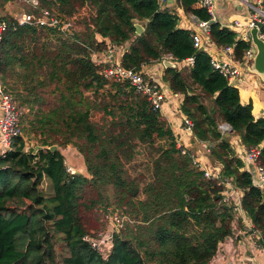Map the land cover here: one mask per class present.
<instances>
[{"label":"trees","instance_id":"trees-1","mask_svg":"<svg viewBox=\"0 0 264 264\" xmlns=\"http://www.w3.org/2000/svg\"><path fill=\"white\" fill-rule=\"evenodd\" d=\"M9 1L0 0L6 22L0 81L21 112V134L0 155V264H58L54 238L68 249L63 264H208L242 224L233 198L224 201V179L241 191L240 207L264 247V190L253 185L227 137L238 136L246 151L257 148L256 164L264 167V116L253 113L252 100L241 102L205 50L193 47L174 10L160 8L159 0H38L29 13L39 17L47 9L59 20L44 26L19 24L6 10ZM178 2L210 21L199 0ZM136 22L144 27L139 35ZM209 38L218 48L233 46L236 60L249 46L219 22L209 24ZM125 43V68L140 70L168 55L175 62L192 58V64L165 67L162 79L183 96L180 110L194 139L207 143L220 164L219 178L206 177L181 152L169 123L144 95L105 78V64L91 60L92 52ZM32 139L38 149L26 148ZM54 144L74 145L90 177L68 172L60 150L49 148ZM136 157L137 176L129 177L127 165ZM45 179L51 195L42 190ZM109 206L124 220L104 256L82 237L96 236L87 215L99 208L104 218Z\"/></svg>","mask_w":264,"mask_h":264},{"label":"built area","instance_id":"built-area-1","mask_svg":"<svg viewBox=\"0 0 264 264\" xmlns=\"http://www.w3.org/2000/svg\"><path fill=\"white\" fill-rule=\"evenodd\" d=\"M25 1L31 7H36L38 5V0ZM238 2L245 8L249 16L245 23H241L239 20H236L233 23L235 28L241 27L239 30H237V39L249 43V46L245 50L241 60H236L234 58L233 46L220 48L219 55L217 53L209 54L210 52L208 44L211 43L209 38V21L198 20L197 25L199 26L200 30L192 31L190 34L193 41V47L195 49L205 50L210 55V62L214 69H216L230 83L237 80L242 75V68H246L250 65L256 52V48L250 39V28L256 27L258 29L259 37L264 40V0H238ZM199 3L210 14V20L216 21L214 16L215 0H199ZM15 18L19 24L55 26L59 23V20L55 16L51 15L47 9L41 10V15L39 17H35L31 13L21 12L19 15L15 16ZM5 30L6 22L0 19V40ZM110 48L111 47H109L107 52L110 50ZM107 52H92L91 54V60L94 63L105 64L101 74L105 78H113L117 81L127 83L128 87H132L135 92L145 96L152 110L162 112L167 99L166 91L162 85L157 81L152 80V78H150L141 68L140 70H136L134 68H125L120 64V62L109 59L106 54ZM167 57L171 58L170 55ZM185 62L192 64V58L186 59ZM20 114L21 112L18 109L13 97L4 90V87L0 81V155L2 156L13 148L15 139L21 134ZM191 128V121L184 115L183 129L186 132H192ZM221 129L223 131H228L229 126L224 124L221 126ZM202 143H204L205 148L210 151L208 144L205 142ZM177 144L183 154H189L192 157L193 161L204 171L206 177L219 178V170L217 171L202 167L197 161L195 152L191 151L187 147H184L183 145H180L178 139ZM258 155L259 150L257 148L251 149L245 153L247 164L250 166L248 167V171H250L251 166L254 168L256 179L261 182L257 187L262 188L264 185V167L258 166L256 164ZM67 171L75 173V171L69 166L67 167ZM223 183L225 185L224 201L227 202L230 198H233V201L236 204L237 213L241 217H244V212L240 207L241 191L238 188L233 187L227 179H224ZM107 218L114 221H111L113 228L109 232H99L96 234V236L84 235L82 237L83 240L87 242L94 250L104 256H106V254L111 250L113 234L117 230V227L122 225V221L124 220V217L117 213H110ZM251 228V232L256 237V248L259 253L264 254V247L259 242L261 236L259 232L253 228V225ZM244 264L255 263L253 261H249Z\"/></svg>","mask_w":264,"mask_h":264},{"label":"crops","instance_id":"crops-1","mask_svg":"<svg viewBox=\"0 0 264 264\" xmlns=\"http://www.w3.org/2000/svg\"><path fill=\"white\" fill-rule=\"evenodd\" d=\"M13 3L14 1H9L6 4L8 12L10 7L13 6ZM159 6L160 8L174 10L177 13L179 16V27L187 29L190 32L200 30L197 25L198 19L193 14L184 12V10L180 7L178 0H172L171 2L168 0H159ZM214 16L216 18V22H219L221 26H227L236 33L241 27L235 28L233 23L236 20H239L241 23H245L249 18L247 11L238 2V0H215ZM110 47V50L108 52L106 51L107 56L111 60L120 62L123 52L128 47V43H125L120 47L114 45ZM208 47L210 52L209 54L217 53L219 55L220 48H218L212 41L208 44ZM163 59L170 60L174 63V66H180L181 64L187 63L185 61L175 62L172 60V57L170 58L164 56L160 61L141 66V69L144 70V72L152 78V80L160 83L166 91L167 99L161 114L169 123L174 135L179 140L180 145H183L195 152L197 161L202 167L220 171V164L211 158L210 151L205 148V144L194 139L192 132H186L183 129L184 114L180 110V104L183 96L181 94L173 93L168 88V85L163 81L162 76L165 68ZM232 85L238 88L242 103H247L252 100L253 113L256 116H264V81L261 80L258 75L248 72L244 67L242 68V75L237 80L233 81ZM228 136L231 146L244 163V169L248 170V167L250 166H248L246 161L245 153L247 151L245 147L241 144L238 136L229 134L227 137ZM263 145L264 142L261 146ZM47 182L49 183V181ZM261 189L264 190V185ZM241 218V226L236 227L232 236L227 237L220 243L215 257L208 264H244L249 261H253L255 264H264V254L258 252L255 243L256 237L251 232L252 223L246 216Z\"/></svg>","mask_w":264,"mask_h":264},{"label":"rangeland","instance_id":"rangeland-1","mask_svg":"<svg viewBox=\"0 0 264 264\" xmlns=\"http://www.w3.org/2000/svg\"><path fill=\"white\" fill-rule=\"evenodd\" d=\"M13 1H14L13 6L10 7V10H9V13H14L12 15L17 16L21 12H26V13L30 12L31 6L25 0H13ZM175 6H176V4H175ZM98 118H99V115L95 114L94 119H98ZM228 138H229V136H228ZM26 141H27L26 142V148H28V149L31 147L36 148L37 145H36L35 140L32 139V140H26ZM54 145H56V144H54ZM56 147L63 154L64 160H65V165L67 167L69 166L70 168L75 170V173H82V174L84 173L83 175L90 177L87 170H86V166H85L83 156L76 149V147L74 145H72V144H67L64 146H57L56 145ZM140 161H141V158L136 157L133 162H131L130 164L127 165L129 177H136L137 176V173L134 171V166H135V163L140 162ZM47 181L48 180L46 179L45 182H43V184L41 185V187H42V190L44 191L45 195H51L52 192L50 189V185ZM111 208L109 206L107 208V211L104 212V214H103L104 218L102 217L101 210L99 208L97 209V211H95V212L92 211L91 213H89L87 215L88 216L87 224L91 228V230H90L91 232L94 231V232H96V234L99 232L107 233L113 228L112 222H114V221L108 219L107 216L110 213H117L118 214V212L114 211ZM104 222H106V225L104 228H102V224ZM117 229H118V227H117ZM53 247H54V251H55V255H56L55 261L58 264H63V261H62L63 258L69 256V252H68L67 247L65 246V243L60 239L54 238Z\"/></svg>","mask_w":264,"mask_h":264},{"label":"water","instance_id":"water-1","mask_svg":"<svg viewBox=\"0 0 264 264\" xmlns=\"http://www.w3.org/2000/svg\"><path fill=\"white\" fill-rule=\"evenodd\" d=\"M168 1L171 2L172 0H168ZM212 22H216V21L210 20L209 24ZM134 26L136 29V34L138 35L141 34L142 31L144 30V27L138 22L134 23ZM249 35H250L251 42L254 44L256 48V52L254 54V57L250 65L246 67V70L250 73H254L258 75L260 79L264 81V40L259 37L258 29L256 27L250 28ZM163 64L165 65V67L167 66L174 67V63L168 59H163ZM229 131H231L230 128H229ZM49 148L52 150L57 149L56 145H52ZM35 149H38V146H36ZM250 173L252 175L253 185L258 186L261 182L256 179L255 170L253 167L250 169Z\"/></svg>","mask_w":264,"mask_h":264}]
</instances>
